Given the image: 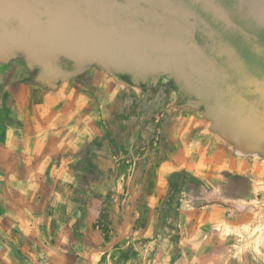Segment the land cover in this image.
Here are the masks:
<instances>
[{
	"label": "rangeland",
	"instance_id": "obj_1",
	"mask_svg": "<svg viewBox=\"0 0 264 264\" xmlns=\"http://www.w3.org/2000/svg\"><path fill=\"white\" fill-rule=\"evenodd\" d=\"M35 2L0 0V60L15 61L12 76L16 82L81 83L97 102L99 112L95 119L105 131L86 138L79 148L71 150L79 141L73 136L80 125L73 119L61 123L54 131V144L58 140L60 152L38 154L40 160L44 159L45 169H39L42 177L36 178L37 185H30L37 170H28L29 211L40 216L39 213L55 208L53 203L47 210L39 208L37 195L58 203L69 199L67 196L79 200L83 195L71 192L75 177L80 181L75 187L80 193L85 192L86 181L106 189L104 215L118 210L119 205L126 204L129 190L139 187L142 191L148 185L145 170L151 166L150 152L161 146L165 117L185 105L190 110L199 109L213 123H225L243 133L260 151L244 146L240 149L246 154L255 152L245 155L260 168L256 176L225 173L215 187L181 171L170 179V200H178L183 192L198 205H225L230 214L227 225L252 229L251 233L236 234L237 242H243L245 264H264V95L240 85L219 53H197L195 47L185 43L170 46L162 35L159 43H153L151 26L139 27L136 43L126 37L120 41L111 35L100 38L83 25L73 27L58 17L41 16ZM15 48L17 52L10 53ZM240 55L246 68L264 79V60L256 53ZM91 71H95L93 78ZM50 140L43 139V149H55V145L48 146ZM69 202H65L67 208L76 201ZM143 205L144 196L139 207L142 209ZM167 216L163 213L162 217L166 220ZM81 224L73 227L71 234V244L74 246L75 239L77 248H69L68 252L78 253L71 264H86L87 249L81 230H86L87 224ZM45 232L48 239H53L51 233ZM14 241L18 239L13 236ZM17 254L23 255L13 248L12 256Z\"/></svg>",
	"mask_w": 264,
	"mask_h": 264
},
{
	"label": "crops",
	"instance_id": "obj_2",
	"mask_svg": "<svg viewBox=\"0 0 264 264\" xmlns=\"http://www.w3.org/2000/svg\"><path fill=\"white\" fill-rule=\"evenodd\" d=\"M14 62L11 58L0 60V264H71L78 255L68 252L77 248L75 239V247L71 244V234L80 223L81 227L87 224L86 230H81L86 264L247 262L245 251L241 252L243 242H237L236 234L251 233L252 229L227 225L230 214L222 203L198 205L183 192L178 200L171 201L169 182L181 171L213 187L225 173L256 176L260 165L246 156L255 152L246 154L240 147L260 149L234 127L213 123L199 109L190 110L185 105L165 117L161 146L150 152L151 166L145 170L148 185L142 191L139 187L129 190L126 204L123 202L118 210L104 215L106 189L86 181L85 192L80 193L75 188L80 181L75 177L71 192L83 197L67 196L69 199L58 203L37 195L39 208L47 210L52 203L55 208L40 216L31 213L28 170H37L30 179V185H37L36 178L42 177L39 169H45L38 154L60 152L58 140L54 144V131L72 119L80 125L73 136L79 140L71 147L75 150L86 138L103 134L105 127L95 119L97 102L81 83L16 82L12 76ZM45 138L51 139L47 141L50 145L46 144L55 145V149H43ZM71 200L76 202L67 208L65 202ZM163 213L168 215L166 220ZM45 230L53 239L47 238ZM13 236L18 242H13ZM13 248L24 256L14 258Z\"/></svg>",
	"mask_w": 264,
	"mask_h": 264
},
{
	"label": "flooded vegetation",
	"instance_id": "obj_3",
	"mask_svg": "<svg viewBox=\"0 0 264 264\" xmlns=\"http://www.w3.org/2000/svg\"><path fill=\"white\" fill-rule=\"evenodd\" d=\"M252 2L36 0L34 4L41 16L58 17L73 27L83 25L100 38L111 35L120 41L126 37L136 43L139 27L151 26L153 43H159L162 35L168 45L190 44L197 53H256L264 60V27L250 14Z\"/></svg>",
	"mask_w": 264,
	"mask_h": 264
},
{
	"label": "water",
	"instance_id": "obj_4",
	"mask_svg": "<svg viewBox=\"0 0 264 264\" xmlns=\"http://www.w3.org/2000/svg\"><path fill=\"white\" fill-rule=\"evenodd\" d=\"M250 14L259 25L264 27V0H253ZM69 55V53H65ZM223 57V64L229 69L230 73L237 78L240 85L248 87L254 93L264 95V79L259 78L246 68L244 58L240 53H219ZM264 55V53H262ZM72 57L71 55H69ZM73 58V57H72ZM226 118H223V120ZM224 120V121H225ZM257 136V135H256Z\"/></svg>",
	"mask_w": 264,
	"mask_h": 264
},
{
	"label": "trees",
	"instance_id": "obj_5",
	"mask_svg": "<svg viewBox=\"0 0 264 264\" xmlns=\"http://www.w3.org/2000/svg\"><path fill=\"white\" fill-rule=\"evenodd\" d=\"M176 174H179V173H176ZM128 255V254H127ZM126 254L123 255V257H128Z\"/></svg>",
	"mask_w": 264,
	"mask_h": 264
}]
</instances>
